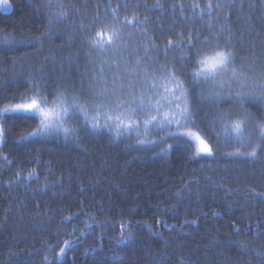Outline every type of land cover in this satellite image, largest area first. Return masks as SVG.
Returning <instances> with one entry per match:
<instances>
[{
    "label": "trees",
    "instance_id": "16d2710c",
    "mask_svg": "<svg viewBox=\"0 0 264 264\" xmlns=\"http://www.w3.org/2000/svg\"><path fill=\"white\" fill-rule=\"evenodd\" d=\"M9 2L11 11L0 10V264H264V101L243 105L241 142L213 124L218 109L239 118L241 106L201 102L194 90L189 127L211 155L168 136L174 127L145 135L141 126L139 138L82 127L68 138L30 135L35 120L4 112L34 82L50 100L58 90L87 91L118 51L145 58L150 70L181 69L184 52L194 55L218 31L221 45L231 38L237 63L255 60L258 72L264 0ZM60 5L67 16L58 20ZM125 18L132 23H123L119 49H90L88 37ZM189 36L196 47L179 49ZM104 71L109 80L118 72L107 64ZM253 149L255 156L230 155Z\"/></svg>",
    "mask_w": 264,
    "mask_h": 264
},
{
    "label": "snow or ice",
    "instance_id": "6c2138e0",
    "mask_svg": "<svg viewBox=\"0 0 264 264\" xmlns=\"http://www.w3.org/2000/svg\"><path fill=\"white\" fill-rule=\"evenodd\" d=\"M60 7L61 10L57 12L58 20L67 16L63 6ZM123 23L131 24L132 21L127 18L124 22L116 19L111 25H102L99 31L87 38L90 49L100 53L109 48L119 49L117 41L120 39ZM90 27L91 25H80L81 30ZM105 34L107 39H103ZM221 39L224 37L218 31L211 40L206 37L201 41V47L197 48L194 55L184 52L180 58L181 69L161 65L158 69L150 70L145 58L135 53H129V58H125L118 51L113 58L101 63L87 91L58 90L50 100L45 89L34 82L32 94H22L20 102L4 109V112L19 113L21 118L35 120L37 128L30 135L63 134L68 138L82 127L115 131L117 136L136 132L139 138L141 126L145 135L150 127L161 131L174 127L176 131H168V136L187 137L195 142L197 154L211 155L213 149L210 143L198 131L189 127L195 120L191 110L194 90L201 89V102L211 105L228 102L241 106L239 118H234L231 111L218 109L213 120L214 125L221 126L227 138L241 142L244 140L248 118L243 105L250 101H264V66L255 72L254 65L258 63L255 60L247 67L243 62L238 64L231 38L226 39L223 45L219 43ZM168 43L172 45L173 42ZM176 46L181 50H190L196 44L189 36L186 42L181 37ZM133 55H136L135 60L130 59ZM105 64L118 70L111 80L105 74ZM74 120H82V125L69 127V122ZM261 133L264 137V125H261ZM138 142L146 141L138 139ZM261 142L264 143V138ZM256 154L255 149L247 153L239 150L230 153L247 156ZM68 243L69 241H64V244ZM60 252L63 253L64 248Z\"/></svg>",
    "mask_w": 264,
    "mask_h": 264
},
{
    "label": "rangeland",
    "instance_id": "374dc122",
    "mask_svg": "<svg viewBox=\"0 0 264 264\" xmlns=\"http://www.w3.org/2000/svg\"><path fill=\"white\" fill-rule=\"evenodd\" d=\"M0 10L4 12H9L12 10V5L9 0H0Z\"/></svg>",
    "mask_w": 264,
    "mask_h": 264
}]
</instances>
